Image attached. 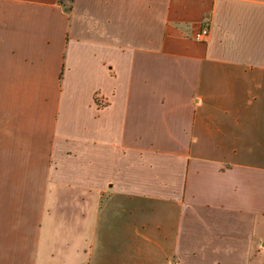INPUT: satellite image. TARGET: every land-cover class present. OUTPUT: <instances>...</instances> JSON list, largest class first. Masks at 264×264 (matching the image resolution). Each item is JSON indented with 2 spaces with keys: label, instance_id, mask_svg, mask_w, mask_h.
Returning a JSON list of instances; mask_svg holds the SVG:
<instances>
[{
  "label": "crops",
  "instance_id": "crops-1",
  "mask_svg": "<svg viewBox=\"0 0 264 264\" xmlns=\"http://www.w3.org/2000/svg\"><path fill=\"white\" fill-rule=\"evenodd\" d=\"M50 232L59 264H264V0H0V264Z\"/></svg>",
  "mask_w": 264,
  "mask_h": 264
},
{
  "label": "rangeland",
  "instance_id": "rangeland-1",
  "mask_svg": "<svg viewBox=\"0 0 264 264\" xmlns=\"http://www.w3.org/2000/svg\"><path fill=\"white\" fill-rule=\"evenodd\" d=\"M85 206L86 209H84ZM137 206L139 207V209L137 207L133 208L134 206L132 205L127 207L128 212H131L133 210H135L136 212H134V214L130 216L129 218L130 221L125 226V234H121L119 230H116L115 231L116 234H112L111 232L110 233L105 232L107 235H104V237H108V238H110V236L112 235L111 236L112 238L110 239L113 240L112 242L115 241L117 246L119 245L117 239H120L122 237L124 248H126V250L123 251L122 253L124 254L125 257H128V259L130 260L135 259L139 254L143 253L142 250L144 249H150V248L154 249V245H153L154 241H157V238L155 237L153 232L154 224H155L154 222L158 221L157 220L158 215L154 214L155 211H153L154 207L157 206V204H153L152 202H141L138 203ZM81 211H85L86 216H82L80 220H78L80 221L81 232L80 235L75 236V241L78 243L79 246L81 244L82 246H84V248L89 249V246L91 245L90 241L89 239L84 241V237L86 235H84L83 233L84 228L85 227L87 228V224L91 213L90 210L88 209V204L85 205L81 204ZM55 213L56 211H54L52 215L53 214L55 215ZM170 217H172V214H166L165 217H163L162 219H165L166 224H168L170 221L169 220ZM52 218L53 219H51V222L53 223V226L50 229H56L54 228V224H57V220H56L57 216H54ZM143 223L145 224L144 227H142ZM136 227H138L137 228L139 231L138 233H140L141 235H138L136 233L135 231ZM117 228L120 229L119 223L118 222L113 223L112 230L114 231ZM48 244L51 245L50 252H53L52 254L49 252V254L54 256L53 258L51 257L50 259L53 260V264H59V255L61 254V252H59L60 251L59 237L57 236V234H52L50 232ZM117 248L120 250L119 247ZM87 253L88 251L86 252V254Z\"/></svg>",
  "mask_w": 264,
  "mask_h": 264
},
{
  "label": "built area",
  "instance_id": "built-area-1",
  "mask_svg": "<svg viewBox=\"0 0 264 264\" xmlns=\"http://www.w3.org/2000/svg\"><path fill=\"white\" fill-rule=\"evenodd\" d=\"M209 35V26L205 25L198 31L194 32L193 38L196 40H205Z\"/></svg>",
  "mask_w": 264,
  "mask_h": 264
},
{
  "label": "trees",
  "instance_id": "trees-1",
  "mask_svg": "<svg viewBox=\"0 0 264 264\" xmlns=\"http://www.w3.org/2000/svg\"><path fill=\"white\" fill-rule=\"evenodd\" d=\"M58 2L62 6L66 7L67 10H70L71 9V6H72L73 0H58Z\"/></svg>",
  "mask_w": 264,
  "mask_h": 264
}]
</instances>
